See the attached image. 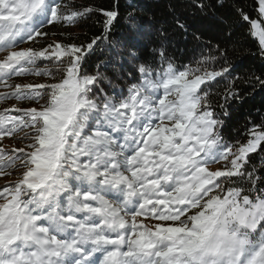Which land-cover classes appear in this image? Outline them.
Listing matches in <instances>:
<instances>
[{"label":"snow or ice","instance_id":"snow-or-ice-1","mask_svg":"<svg viewBox=\"0 0 264 264\" xmlns=\"http://www.w3.org/2000/svg\"><path fill=\"white\" fill-rule=\"evenodd\" d=\"M191 3L202 13L216 6ZM233 11L264 57V0H253L256 19L239 4ZM97 14L102 30L87 43L62 32L67 42L20 47L47 37L48 25L68 29ZM118 17L119 4L0 0V102H16L0 111V140L24 144L0 147V176L17 173L0 189V264H264V175L248 168L264 150V120L246 125L243 141L222 134L245 99L238 77L229 79L231 34L178 67L163 27L151 59L141 55L130 11V35L113 39L90 71ZM125 58L132 68L117 88L107 69ZM29 75L45 82H9ZM245 82L264 91V75Z\"/></svg>","mask_w":264,"mask_h":264},{"label":"trees","instance_id":"trees-1","mask_svg":"<svg viewBox=\"0 0 264 264\" xmlns=\"http://www.w3.org/2000/svg\"><path fill=\"white\" fill-rule=\"evenodd\" d=\"M65 2L111 10H116V6L119 4V17L114 24L109 41L103 45L104 51L98 48L88 60L90 71L94 69L99 60L108 59L107 49L111 47L113 39H121L130 35L127 19L130 11L134 13L136 23L142 30V35L137 38L141 55L145 59H151L152 50L161 43L158 29L163 27L168 32L167 51L175 58L178 67L188 64L194 58H199L202 51L206 55L208 48L204 47V44L215 45L223 36L231 34V39L227 44V64L234 67L235 70L229 79L238 77L235 86L240 89L245 99L242 103L232 104L230 108L231 118L226 120L222 134L225 140L230 143H235L237 140L243 141L245 126L250 127L253 122L258 124L264 120V91H260V86L257 84L256 90L253 92L250 84L245 82L249 77L264 75V57L259 55L258 40L249 35L246 22L242 26L237 21L233 11L235 6L239 4L250 14L252 19H256L257 16L253 11V0H223L225 5L223 8L219 7L221 0H204L205 4L216 6L203 13L194 10L191 0H65ZM129 4L133 7H127ZM101 19L97 14L91 19L83 21L79 26L68 29L61 28L60 25H48L43 29L49 33L47 37L38 38L39 43L29 42L21 44L20 47H39L40 44L50 43L54 39L67 42L65 37L60 35L62 32H68L71 33L72 37H77L75 43H87L101 32V24L99 23ZM177 19L179 23L185 25L186 31L178 28ZM53 32L57 34L56 37L51 35ZM196 36L201 39L196 40ZM39 66L43 67V65ZM131 68L132 65L127 63L125 58L123 68L109 66L106 74L111 77L114 86L126 89L127 80L120 77H127ZM18 80H24V83L45 82V78L34 75L13 77L9 82L14 83ZM228 83V79H222L221 83L211 90L214 94V100L217 98L215 94L222 93ZM21 106L27 107L28 105L24 103ZM216 110L217 112L220 111L219 109ZM7 139L14 140V138ZM253 167H255L257 174L264 175V150L258 149L256 153L250 154L249 171ZM14 182L15 180H11L6 184L11 185Z\"/></svg>","mask_w":264,"mask_h":264},{"label":"rangeland","instance_id":"rangeland-1","mask_svg":"<svg viewBox=\"0 0 264 264\" xmlns=\"http://www.w3.org/2000/svg\"><path fill=\"white\" fill-rule=\"evenodd\" d=\"M4 55H5L4 53L0 54V59H2ZM24 82H25L24 80H18V81H14V83H12V84L24 83ZM5 91H7V89L0 88V93L5 92ZM15 103H16L15 101L11 102V100L10 101L0 102V111H3L5 108H9V109L12 108L13 104H15ZM19 106H21V105H19ZM20 135L22 136L23 133H21ZM7 138L8 137H5L2 140H0V147L5 148L8 152H11V150L13 148H17L18 149V148L24 147V144L19 142V140L17 138H14V140H10V139H7ZM222 163L221 164H213V165H211L210 166V170L215 171V170L221 168L222 167ZM10 171L12 173L11 175H7L6 174V175H3V176H0V189H2L4 186H7L6 183L8 181L17 179V173L15 172V170H10ZM10 177H13V178H10ZM11 184H13V183H11Z\"/></svg>","mask_w":264,"mask_h":264}]
</instances>
